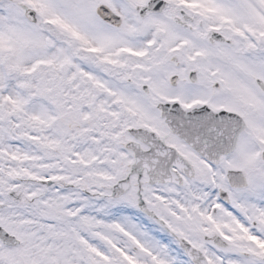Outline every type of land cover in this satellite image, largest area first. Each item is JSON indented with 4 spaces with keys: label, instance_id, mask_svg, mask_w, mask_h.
<instances>
[{
    "label": "snow or ice",
    "instance_id": "snow-or-ice-1",
    "mask_svg": "<svg viewBox=\"0 0 264 264\" xmlns=\"http://www.w3.org/2000/svg\"><path fill=\"white\" fill-rule=\"evenodd\" d=\"M0 264H264V0H0Z\"/></svg>",
    "mask_w": 264,
    "mask_h": 264
}]
</instances>
